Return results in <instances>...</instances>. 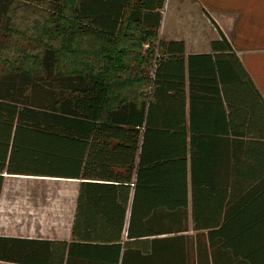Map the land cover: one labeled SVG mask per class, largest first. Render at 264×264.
Returning <instances> with one entry per match:
<instances>
[{"label":"trees","instance_id":"16d2710c","mask_svg":"<svg viewBox=\"0 0 264 264\" xmlns=\"http://www.w3.org/2000/svg\"><path fill=\"white\" fill-rule=\"evenodd\" d=\"M165 3L0 0V173L81 180L70 241L0 236V260L210 263L176 236L190 169L251 142L264 99L221 29L207 53L161 39Z\"/></svg>","mask_w":264,"mask_h":264},{"label":"crops","instance_id":"0c3cea01","mask_svg":"<svg viewBox=\"0 0 264 264\" xmlns=\"http://www.w3.org/2000/svg\"><path fill=\"white\" fill-rule=\"evenodd\" d=\"M166 7L167 3L162 10L161 39H183L187 54L207 53L221 29L264 99V0H177L176 24L171 28L165 26ZM197 18L205 27L208 22V40L203 29L192 28ZM188 25L194 32L186 37L183 33ZM253 135L251 142L238 137L231 145L227 134L220 142L208 140L195 172L190 169L188 230L176 232V236L189 240L193 256L201 247L209 264H264L263 112L257 113ZM0 176L1 237L72 239L81 180L7 171ZM0 264L22 263L0 260Z\"/></svg>","mask_w":264,"mask_h":264},{"label":"rangeland","instance_id":"374dc122","mask_svg":"<svg viewBox=\"0 0 264 264\" xmlns=\"http://www.w3.org/2000/svg\"><path fill=\"white\" fill-rule=\"evenodd\" d=\"M167 7H166V11H165V26L166 28H171L173 27L175 24H176V19L174 18V13L176 12L175 11V8H174V5L176 3L177 5V0L175 2V0H167ZM184 8V7H183ZM200 9L197 8V14L200 13L201 14V10L199 11ZM203 12V10H202ZM194 17V16H193ZM196 18V16L194 17ZM204 19H206L204 17ZM207 22V21H206ZM192 28L194 27V29H197L198 31H200V29H203L201 32H202V35L205 37V39H209L210 38V32H209V26H208V22H207V27H205V25H203V23H201L200 19L197 18V20H195V23L192 24ZM222 25V24H221ZM179 26H182V27H185L184 25L180 24ZM189 26V27H188ZM187 26V29H186V33H183L186 35V37H189L190 33L194 32V30L192 32H190V25ZM224 27V26H223ZM191 28V29H192ZM169 30V29H168ZM171 30V29H170ZM212 32H213V35L217 36V30L215 27L212 26ZM220 35V34H219ZM213 37V36H212ZM148 45L146 44V47Z\"/></svg>","mask_w":264,"mask_h":264}]
</instances>
